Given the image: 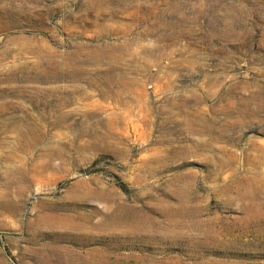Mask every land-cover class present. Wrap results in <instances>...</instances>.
I'll return each mask as SVG.
<instances>
[{"label":"rangeland","instance_id":"374dc122","mask_svg":"<svg viewBox=\"0 0 264 264\" xmlns=\"http://www.w3.org/2000/svg\"><path fill=\"white\" fill-rule=\"evenodd\" d=\"M0 264H264V0H0Z\"/></svg>","mask_w":264,"mask_h":264}]
</instances>
